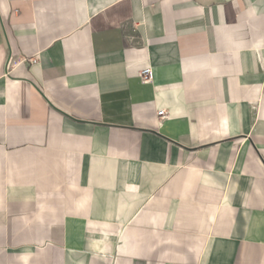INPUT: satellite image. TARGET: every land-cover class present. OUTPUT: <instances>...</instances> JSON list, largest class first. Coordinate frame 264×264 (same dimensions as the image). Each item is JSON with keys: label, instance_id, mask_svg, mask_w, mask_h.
I'll return each instance as SVG.
<instances>
[{"label": "crops", "instance_id": "1", "mask_svg": "<svg viewBox=\"0 0 264 264\" xmlns=\"http://www.w3.org/2000/svg\"><path fill=\"white\" fill-rule=\"evenodd\" d=\"M0 264H264V0H0Z\"/></svg>", "mask_w": 264, "mask_h": 264}, {"label": "built area", "instance_id": "2", "mask_svg": "<svg viewBox=\"0 0 264 264\" xmlns=\"http://www.w3.org/2000/svg\"><path fill=\"white\" fill-rule=\"evenodd\" d=\"M38 56H33L30 58L31 62L36 61ZM139 77L142 83H150L153 79V74H152V68L147 67L144 68L139 72ZM157 116L159 121L167 118L168 114L165 109H159L157 110Z\"/></svg>", "mask_w": 264, "mask_h": 264}]
</instances>
